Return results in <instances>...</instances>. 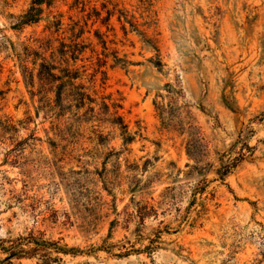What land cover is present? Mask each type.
Returning <instances> with one entry per match:
<instances>
[{"label":"rangeland","instance_id":"rangeland-1","mask_svg":"<svg viewBox=\"0 0 264 264\" xmlns=\"http://www.w3.org/2000/svg\"><path fill=\"white\" fill-rule=\"evenodd\" d=\"M31 1L0 0V264H264V0H53L19 25ZM76 35L94 110L57 116L16 54Z\"/></svg>","mask_w":264,"mask_h":264},{"label":"trees","instance_id":"trees-1","mask_svg":"<svg viewBox=\"0 0 264 264\" xmlns=\"http://www.w3.org/2000/svg\"><path fill=\"white\" fill-rule=\"evenodd\" d=\"M42 2L45 3L46 7H50L53 0H32L28 10L22 15L18 24L22 25L36 21L37 12L40 10L39 5ZM51 24L57 30L61 24L60 19H54ZM77 38L78 35L70 39L69 42L60 38L55 46L50 39H42L39 41V48H42V53L24 46L23 51L16 54L23 68V74L27 78L26 83L30 86L37 84V92L40 94L38 99L40 106L47 111L55 112L57 116L63 115L65 111H70L72 108L79 110L85 107V113L93 112L94 110L91 103L95 102V99L82 82L76 81L80 78V70L74 66V63L86 48V44L83 41H78ZM46 52L47 55H45ZM29 60L33 65L30 69L26 67V62ZM104 62V60H97L94 73L100 72L104 74L101 69ZM101 78L104 79V75ZM49 93L53 94L52 98L47 96ZM30 94L33 95V91H30ZM118 108H121L119 103L115 101L108 103L103 97L97 114H103L111 125L117 126L123 140L129 142L133 137L127 131V125L118 113ZM225 172L226 169L221 171L220 174L224 175ZM148 208L147 210V205H136L137 217L143 220V217L148 213L155 212L153 207L150 206ZM147 247L151 248L150 246ZM9 254L11 255V253Z\"/></svg>","mask_w":264,"mask_h":264}]
</instances>
